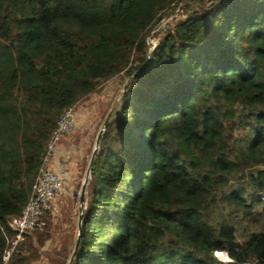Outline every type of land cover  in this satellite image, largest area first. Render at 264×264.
I'll return each instance as SVG.
<instances>
[{
	"label": "trees",
	"instance_id": "1",
	"mask_svg": "<svg viewBox=\"0 0 264 264\" xmlns=\"http://www.w3.org/2000/svg\"><path fill=\"white\" fill-rule=\"evenodd\" d=\"M116 78L72 264H264V0H0V264L58 119Z\"/></svg>",
	"mask_w": 264,
	"mask_h": 264
},
{
	"label": "rangeland",
	"instance_id": "2",
	"mask_svg": "<svg viewBox=\"0 0 264 264\" xmlns=\"http://www.w3.org/2000/svg\"><path fill=\"white\" fill-rule=\"evenodd\" d=\"M176 13H167L154 26L149 33L150 45L156 44L153 32L176 18ZM121 84L119 78L105 82L73 107L75 125L69 134L63 136L51 160L52 169L63 177L64 185L53 201L46 227L40 230L41 241L32 236L31 264H54L66 249L68 258L63 261L73 263L74 253L71 252L79 231L78 217L86 209L91 180L90 161L99 151L106 122H112L120 109L119 100L126 86L122 88ZM221 259L225 261L226 258Z\"/></svg>",
	"mask_w": 264,
	"mask_h": 264
},
{
	"label": "built area",
	"instance_id": "3",
	"mask_svg": "<svg viewBox=\"0 0 264 264\" xmlns=\"http://www.w3.org/2000/svg\"><path fill=\"white\" fill-rule=\"evenodd\" d=\"M74 125L75 114L73 108H70L58 119L56 128L46 145L43 164L35 178L28 203L18 216L8 221V226L14 232V236L7 240V247L3 252L4 264L25 235L31 231L43 229L45 224L43 216L52 210L53 201L64 185L63 177L52 169L51 160L61 139L71 132Z\"/></svg>",
	"mask_w": 264,
	"mask_h": 264
},
{
	"label": "bare ground",
	"instance_id": "4",
	"mask_svg": "<svg viewBox=\"0 0 264 264\" xmlns=\"http://www.w3.org/2000/svg\"><path fill=\"white\" fill-rule=\"evenodd\" d=\"M217 256L220 257V258H226L225 261L229 260L227 255H226V253H224V252H218Z\"/></svg>",
	"mask_w": 264,
	"mask_h": 264
},
{
	"label": "water",
	"instance_id": "5",
	"mask_svg": "<svg viewBox=\"0 0 264 264\" xmlns=\"http://www.w3.org/2000/svg\"><path fill=\"white\" fill-rule=\"evenodd\" d=\"M125 89H124V91L122 92V94H121V98H120V100H119V105L118 106H120L121 105V102H122V100H123V98H124V95H125V90H126V86L124 87ZM79 226H80V223H79ZM218 257V256H217ZM219 258V257H218ZM220 259V258H219ZM222 260V259H221ZM223 261V260H222Z\"/></svg>",
	"mask_w": 264,
	"mask_h": 264
},
{
	"label": "clouds",
	"instance_id": "6",
	"mask_svg": "<svg viewBox=\"0 0 264 264\" xmlns=\"http://www.w3.org/2000/svg\"><path fill=\"white\" fill-rule=\"evenodd\" d=\"M216 253H218V252H216ZM216 253H215V255H216ZM216 257H217V255H216ZM218 258V257H217Z\"/></svg>",
	"mask_w": 264,
	"mask_h": 264
},
{
	"label": "crops",
	"instance_id": "7",
	"mask_svg": "<svg viewBox=\"0 0 264 264\" xmlns=\"http://www.w3.org/2000/svg\"><path fill=\"white\" fill-rule=\"evenodd\" d=\"M61 143H64V142H61Z\"/></svg>",
	"mask_w": 264,
	"mask_h": 264
}]
</instances>
